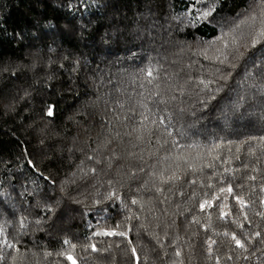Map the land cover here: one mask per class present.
I'll use <instances>...</instances> for the list:
<instances>
[{"label":"trees","instance_id":"trees-1","mask_svg":"<svg viewBox=\"0 0 264 264\" xmlns=\"http://www.w3.org/2000/svg\"><path fill=\"white\" fill-rule=\"evenodd\" d=\"M73 261L264 264V0H0V264Z\"/></svg>","mask_w":264,"mask_h":264},{"label":"snow or ice","instance_id":"snow-or-ice-1","mask_svg":"<svg viewBox=\"0 0 264 264\" xmlns=\"http://www.w3.org/2000/svg\"><path fill=\"white\" fill-rule=\"evenodd\" d=\"M52 113H51V111L49 112V115H51ZM227 191L229 192V193H231V189L229 188V189H227ZM241 204H243V201L241 200V201H239ZM205 203H207V202H205ZM202 207H203V205H202ZM105 235H117V233H115V232H112V233H105ZM119 235H124V233H119ZM233 239H235V237H233ZM236 244H237V246L238 247H244V245L241 243V241L240 240H236ZM93 250H95V246H93ZM134 251V250H133ZM69 259H71V257H69ZM73 264H75V261H73Z\"/></svg>","mask_w":264,"mask_h":264}]
</instances>
